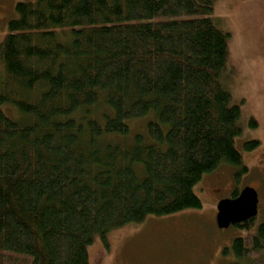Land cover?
<instances>
[{"label":"trees","instance_id":"trees-1","mask_svg":"<svg viewBox=\"0 0 264 264\" xmlns=\"http://www.w3.org/2000/svg\"><path fill=\"white\" fill-rule=\"evenodd\" d=\"M214 1L16 4L0 44V264H89L97 235L201 208L194 186L222 164L247 172ZM254 220L235 224L236 264H264Z\"/></svg>","mask_w":264,"mask_h":264},{"label":"rangeland","instance_id":"rangeland-1","mask_svg":"<svg viewBox=\"0 0 264 264\" xmlns=\"http://www.w3.org/2000/svg\"><path fill=\"white\" fill-rule=\"evenodd\" d=\"M19 1L0 0V44L9 20L16 17ZM210 16L230 34L223 83L231 93L232 104L241 108L242 133L235 145L248 170L241 172L239 166L222 164L204 174L194 186L201 208L148 216L111 230L106 240L97 235L89 246V264H236L232 244L247 231L235 225L220 228L218 204L247 186L255 187L260 199L251 232L264 222V0H215ZM4 78L0 58V89ZM1 106L6 111L7 103ZM129 124L130 134L140 133L137 126L143 129V121L136 126L133 121ZM248 141H258L259 145L248 150Z\"/></svg>","mask_w":264,"mask_h":264},{"label":"water","instance_id":"water-1","mask_svg":"<svg viewBox=\"0 0 264 264\" xmlns=\"http://www.w3.org/2000/svg\"><path fill=\"white\" fill-rule=\"evenodd\" d=\"M259 212V195L254 187H245L236 198L222 199L218 204L217 223L220 228L255 218Z\"/></svg>","mask_w":264,"mask_h":264}]
</instances>
